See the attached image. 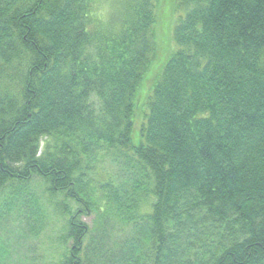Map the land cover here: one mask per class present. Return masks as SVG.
<instances>
[{"label": "trees", "instance_id": "16d2710c", "mask_svg": "<svg viewBox=\"0 0 264 264\" xmlns=\"http://www.w3.org/2000/svg\"><path fill=\"white\" fill-rule=\"evenodd\" d=\"M49 229L51 264H264V0H0V264Z\"/></svg>", "mask_w": 264, "mask_h": 264}, {"label": "rangeland", "instance_id": "374dc122", "mask_svg": "<svg viewBox=\"0 0 264 264\" xmlns=\"http://www.w3.org/2000/svg\"><path fill=\"white\" fill-rule=\"evenodd\" d=\"M176 1L177 0H175V4ZM160 10H161V6H160ZM175 17H176L175 12H171L167 14V16H165L164 14H159V21L157 23V26L159 28L158 40L160 38L159 51H158V56L156 57L150 71L143 79L142 85L137 93L135 127L132 135V140L134 144H138L140 141V120H141L140 118L143 117L144 107L142 106V104L145 103V99H147L146 98L147 89L148 87L149 89L151 88V85L153 83L152 80L153 75L158 71L160 66L162 68L163 63L166 61L169 53L168 41L171 37V33L173 32V24ZM152 88L150 90H152ZM84 221L90 222L91 218L90 217L84 218ZM13 233L16 238L12 240L11 244L13 246V250L18 251V252L15 251V255H16L14 256L15 259H18V257L20 256L25 257L26 255H29L31 259L28 258L27 264H51V262L55 259V254L52 256V252L55 250L54 246L56 242L55 241L56 235L54 234L53 230L49 229V231H45V233L42 234L41 237H35V238L25 237L23 235H20L16 231H14ZM20 244L22 246H20ZM54 262L55 261H53L52 263Z\"/></svg>", "mask_w": 264, "mask_h": 264}]
</instances>
